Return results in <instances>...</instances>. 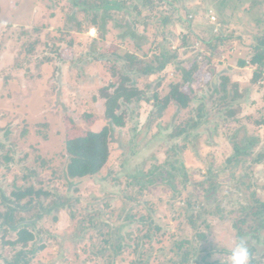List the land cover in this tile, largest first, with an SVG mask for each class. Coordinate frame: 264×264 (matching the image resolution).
<instances>
[{
	"label": "rangeland",
	"instance_id": "rangeland-1",
	"mask_svg": "<svg viewBox=\"0 0 264 264\" xmlns=\"http://www.w3.org/2000/svg\"><path fill=\"white\" fill-rule=\"evenodd\" d=\"M82 1L0 0V212L15 213L30 185L52 193L37 199L47 213L32 220L28 264H181L185 251L186 264H228L241 219L250 264H264V227L253 229L262 216L252 214L264 203V73L254 82L256 66H238L264 29L263 0ZM123 74L142 99L123 107L102 170L71 180L65 142L108 123L103 95ZM223 77L228 97L240 83L243 97L229 101L238 122L217 104L211 83ZM174 85L189 106L159 116L153 95ZM179 125L190 127L175 134ZM234 143L249 154L227 163ZM4 228L0 264L21 249Z\"/></svg>",
	"mask_w": 264,
	"mask_h": 264
},
{
	"label": "trees",
	"instance_id": "trees-1",
	"mask_svg": "<svg viewBox=\"0 0 264 264\" xmlns=\"http://www.w3.org/2000/svg\"><path fill=\"white\" fill-rule=\"evenodd\" d=\"M113 1L114 0H94V2L90 5L91 6L90 8L100 9L103 7L105 9H108L111 6L109 4L110 3L112 4ZM262 2H264V0ZM82 3L85 5H89L91 2L87 0H83ZM146 5H152V3L146 1ZM97 11L98 10H96V13L94 14V18L97 19V21L98 18L101 21H104V18L102 17L101 13ZM0 12H1V7H0ZM205 42L208 45L211 44V42H207L206 40ZM26 48L24 47V49ZM26 51L29 52L28 49H26ZM162 55L164 56L165 54L162 53ZM248 64L252 66H256L252 75V80L255 82L260 78H262V75L264 73V29L262 30V34L257 37V43L254 46V54L252 55L250 60L246 61L244 59H240L238 66L244 68ZM159 68L162 67L160 66ZM146 69L149 73H151L154 70V67L149 65V67H147ZM189 73H191V71L190 72L188 71V73L185 76V80L187 82H189V80L191 79L189 78ZM129 79L131 78L123 74L122 81L118 84V86L115 87L112 92L104 93L103 98H105V116L108 123H106V125H104L101 130L97 132L95 131L87 132L83 136L66 140L65 142L66 152L70 156L69 162L66 165V171L68 177L71 180L81 179L86 176H93L95 174H98L102 170L103 166H105V164L107 163L110 156L109 146H110L111 135H113V130L115 127H125L126 119H127L126 116L130 113L128 108L125 107L124 109L123 107L126 106V104L128 105L129 103L130 104L133 102L138 103L142 99L137 89H135L134 87V82H132L130 85L127 84L129 82ZM225 79L226 77H223L221 79L222 81H219L218 84H216L215 82L212 83L210 82V83L213 86V88H215L213 89L215 93L219 91L223 92L222 96L217 99L218 100L217 104L218 103H220V105L223 104L231 110L229 112H226V116H225L226 119L228 120L232 119L238 122L239 121L238 118L232 117L234 114V111H232V107H233L232 104L235 102L236 99H240L243 97L241 91H239L240 83L236 82L235 84H233L234 92L230 93L228 97V91H229L228 83L226 82ZM223 83H225L226 85H222ZM105 90L108 91V88H106ZM153 98L158 101L157 103L155 102V106L157 107V114L161 116L164 110L173 102L177 104L176 106L180 109L189 106L192 96L185 91L184 92L181 91L178 85H174L171 92L162 99H160L159 96L156 94L153 95ZM229 101L232 102V104H230ZM200 110L201 109H199V111ZM229 117L232 118L229 119ZM226 119L224 120L228 121ZM197 125L198 122L193 123L191 127H195ZM189 127L190 125H187L186 127H182L179 125L177 126V128L180 129L177 132H175V134H182L186 132ZM251 144L253 145L254 143L252 142ZM0 146L3 145H1L0 143ZM249 151H250L249 148L243 149L242 147H238L237 144H235L234 153L231 156L232 158H228L227 163L239 162V158L241 156H244L245 154H249ZM5 158L7 161L9 160V157L5 156ZM263 158H264V153H259L257 160L261 161L263 160ZM42 195L50 196L52 195V193L50 191H45L43 189L36 190L34 187L30 185L26 187V189H24L23 191L16 194V198L18 199L17 205L19 209L15 213H14V209L12 208H10L9 211L5 213L0 212V219L3 220L0 222V227H6L4 228L5 233L9 232V230L12 229V227H14L13 229L16 231L18 235L16 240L7 241V244L10 246H17V245L21 246V249L17 253L19 254V256L13 257L12 260L9 261L7 260L6 261L7 264H28L29 257L26 254V251L27 250H28L27 252L35 251L33 247H31L30 249L27 248L30 242H33L36 239L35 233L34 231H32L31 228V226L35 224V222H33L32 220L34 218L40 219L41 217L44 216L45 213H47L46 210L47 206L43 204V201L37 202V199L40 198ZM23 199H26V201L21 203ZM67 200H69V197ZM62 202H64V200ZM70 205L72 207L73 204L71 203ZM255 208H256L255 211H253L252 213L254 218H256L259 215V212L261 213L260 216L262 217L259 219L260 225H254L253 229L264 227V203L257 202ZM53 209L58 211V208L56 206ZM150 218L151 216L149 215V222L151 223L152 221L150 220ZM244 223L245 220L241 219L240 222H237L233 225L237 229L236 236L238 239H241L243 235H247L246 233H243L242 232L243 230L241 229ZM148 236L150 239L153 238L152 233L150 231L148 233ZM252 236L257 238V235L255 233H253ZM181 242L184 244V241ZM183 244L180 243L178 245V248L179 249L183 248ZM44 248L45 245L43 244L39 246V250ZM188 254L189 251H185L181 254L182 256V259L180 261L181 264H186L189 262ZM194 262L196 264H202L201 262H199L198 259H195Z\"/></svg>",
	"mask_w": 264,
	"mask_h": 264
},
{
	"label": "clouds",
	"instance_id": "clouds-1",
	"mask_svg": "<svg viewBox=\"0 0 264 264\" xmlns=\"http://www.w3.org/2000/svg\"><path fill=\"white\" fill-rule=\"evenodd\" d=\"M250 260V250L246 241L238 239L230 250L228 264H250Z\"/></svg>",
	"mask_w": 264,
	"mask_h": 264
},
{
	"label": "built area",
	"instance_id": "built-area-1",
	"mask_svg": "<svg viewBox=\"0 0 264 264\" xmlns=\"http://www.w3.org/2000/svg\"><path fill=\"white\" fill-rule=\"evenodd\" d=\"M212 19H213V20L215 19L214 15H212Z\"/></svg>",
	"mask_w": 264,
	"mask_h": 264
},
{
	"label": "crops",
	"instance_id": "crops-1",
	"mask_svg": "<svg viewBox=\"0 0 264 264\" xmlns=\"http://www.w3.org/2000/svg\"><path fill=\"white\" fill-rule=\"evenodd\" d=\"M216 83V82H215ZM234 145H235V143H234Z\"/></svg>",
	"mask_w": 264,
	"mask_h": 264
}]
</instances>
